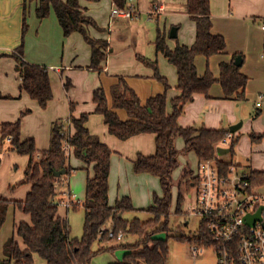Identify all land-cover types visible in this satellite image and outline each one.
<instances>
[{
    "label": "trees",
    "instance_id": "obj_1",
    "mask_svg": "<svg viewBox=\"0 0 264 264\" xmlns=\"http://www.w3.org/2000/svg\"><path fill=\"white\" fill-rule=\"evenodd\" d=\"M99 2L100 0H87ZM115 7L127 8L128 0H112ZM32 2L37 3L36 15L38 19H47L55 13L64 36L81 33L92 50L91 64L87 67L94 71H102V64L107 60L110 45L105 40H95L90 37V27L98 29L96 21L87 16L80 5V0H24V24L21 45L10 54H0V59L12 57L19 64L17 71L21 77V92H26L31 99L37 101L42 109H47L53 100L50 69L46 66L31 64L24 59V41L28 31V14ZM187 9L190 18L196 23V41L191 46L177 42L175 49L167 44V34L159 29L155 46L158 54L163 55L178 73L180 95L172 100L173 112L167 111V91L170 86L166 78L160 75L158 61L138 56L139 61L150 66L155 71V78L165 87V93L147 99L143 104L137 93L128 85L124 77L118 78V83L111 89L112 108L102 88L94 94L96 103L95 113L104 117L109 133L119 140L127 141L142 134L156 136V152L153 155H139L134 162V171L137 174H151L161 182L162 196L155 194L153 204L147 209L134 207L130 197L118 200L114 207L109 204V177L111 172V158L113 151L93 135L87 127L90 113L75 116V104L70 105L68 119H59L52 124L50 147L40 151L33 138H22L23 118L31 112L25 110L16 122L0 124L1 140L0 153L5 148V142L10 139L6 151H15L19 155L28 156L29 163L25 171L26 184L31 185L24 200H12L0 197V232L3 229L8 211L14 206L18 211L30 217V223L22 221L16 226V235L22 239L25 248L15 236L4 245L5 258L0 264H35V256H39L48 264H91L99 254L110 250L100 247L94 250V245L109 243L117 240L122 233L124 238L135 236L138 240L132 244H121L126 250L123 260L115 264H168L170 246L168 235L160 238L161 233H170V217L173 207V175L180 166L179 152L175 146L176 139L183 137L186 141V151H194L200 162L215 160L224 175L228 176L233 162H224L218 159L217 148L222 140L230 133L229 130H212L206 128H184L179 119L187 104L192 102L196 95L208 96L214 83L219 82L228 97L236 96L237 100H245V90L248 77L235 65V59L230 63L220 65V78L217 80L207 69L204 75H199L196 58L204 55L210 58L225 52L226 39L221 35L213 34L211 18V0H188ZM177 40V38H176ZM71 84L66 81L67 90ZM0 99L11 100L14 97L4 96ZM116 110H124L128 120H122ZM260 115V113H258ZM253 137H257L252 135ZM259 139L262 136L258 137ZM236 139L231 145V155L235 156ZM70 149H66V145ZM5 151V150H4ZM81 160L87 168L94 171L86 185V197L81 203L72 204L70 208L78 210L81 206L85 212L83 235L81 238L72 236V229L67 217L59 215V200H57L58 183L74 171L71 166V156ZM2 159L0 158V167ZM66 170V174L57 178L55 173ZM192 174L186 171V178ZM249 181L254 187L264 185V172L252 171ZM198 186L199 175L193 179ZM14 191L15 188H10ZM185 196L180 191L177 198V215L182 214ZM146 212L151 218L144 221L140 218L128 219V213ZM113 227L115 237H110L109 229ZM178 241H187L192 246L214 248L206 225L201 222L197 233L193 236H174Z\"/></svg>",
    "mask_w": 264,
    "mask_h": 264
},
{
    "label": "crops",
    "instance_id": "obj_2",
    "mask_svg": "<svg viewBox=\"0 0 264 264\" xmlns=\"http://www.w3.org/2000/svg\"><path fill=\"white\" fill-rule=\"evenodd\" d=\"M187 1L128 0L127 8L131 4L135 6V17L127 19L113 17L112 11L116 7L112 0H100L99 2L80 0V5L86 15L95 20L99 26L98 29L93 27L88 29L90 37L95 40H105L110 45L107 60L102 64V71L87 68L91 64L92 50L81 33L65 37L55 13L52 12L47 19L40 20L36 15L37 3L32 2L29 7L28 31L24 41V59L28 63L46 66L50 69L54 97L48 108L42 109L39 103L31 99L26 92H21L22 82L17 71L19 65L17 61L12 57L1 58L0 93L4 96L14 97V99H0V124L15 122L23 111L31 110L23 118L22 138H33L37 148L44 151L50 147L52 124L59 119L69 118L71 103L77 105L76 115L79 116L85 113V100L91 101L95 92L102 88L109 106L112 108L111 89L118 83L119 77L126 79L128 85L145 104L150 97L165 93V87L161 81L155 78L154 69L139 61L138 56L158 61L159 73L166 78L170 86L167 91V111L171 114L173 112L172 100L180 95V91L177 89L178 73L163 55L157 53L155 41L159 29H162L167 34V44L170 49H175L177 42L186 46L195 43L197 27L188 14ZM23 2L24 0H0L1 55L14 52L22 43ZM211 14L212 32L226 39L227 48L224 53L210 58L199 55L196 58L198 73L204 75L209 69L218 80L220 65L232 62L236 55L241 56L243 58L241 72L249 79L245 90L246 99L239 101L235 95L226 96L221 84L216 82L209 90L208 96L198 94L192 102L187 104L179 123L184 128L229 131L232 126L241 123L242 126L234 133L238 139L235 146L236 155L232 156L230 152L232 159L226 161L221 158L224 156L217 154L218 159L227 163L233 162L240 173L264 172V106L258 108L257 101L253 102L257 112L254 109L256 114H249L248 117L246 116L247 118L241 108V103L249 100L248 95L253 99L258 96L256 92L252 91L254 82L264 84V62L261 61L264 60V51L262 52L264 50V31L262 29L264 0H211ZM175 27L177 28V40L170 37V32ZM129 41H132V44H129ZM137 41L140 42L137 43ZM258 52L262 53L260 58L256 55ZM256 62L260 64L257 65ZM86 76H88V82H92L87 89L84 88L85 92L81 89ZM66 81L71 84L68 90L65 87ZM95 109L96 103L94 102L89 108L91 115L87 127L93 135L99 137L113 151L109 177L110 206L114 207L118 200L127 196L131 198L135 208H149L153 204V195L162 196L161 182L158 177L151 174L135 173L134 162L141 154L145 156L155 154L156 136L142 134L127 141L119 140L109 133L104 117L96 114ZM116 111L122 120H128L126 111ZM242 129L245 134H248L244 140L240 135ZM259 136L262 138L259 139ZM181 140L185 141L183 137L176 139V148L182 147ZM184 145H186V141ZM189 154L198 164L197 174L190 169L193 177H196L199 175L201 162L194 151H187V155ZM74 158L75 164L72 161ZM182 161H187V165H190L187 158L179 159V168L184 164ZM70 162L71 166L75 168L74 171L83 168L81 170L87 172V185L88 179L94 175L93 169L87 168L74 155L71 156ZM17 186L19 185L10 187ZM261 187L259 186V189ZM24 188L27 196L31 185L24 186ZM57 192L60 216H62L60 206L66 205L67 193L74 201H81L78 194L72 189V175L68 177V180L58 183ZM66 208L68 211L73 209L67 206ZM11 211L14 215L13 236L16 237V226L25 221L27 215L21 211L17 213L18 210L11 206L4 227L9 220ZM4 258V255H0V260Z\"/></svg>",
    "mask_w": 264,
    "mask_h": 264
},
{
    "label": "rangeland",
    "instance_id": "obj_3",
    "mask_svg": "<svg viewBox=\"0 0 264 264\" xmlns=\"http://www.w3.org/2000/svg\"><path fill=\"white\" fill-rule=\"evenodd\" d=\"M140 41H137L139 43ZM129 44H132V41L128 42ZM264 50H262L263 52ZM262 53L258 52L256 55L260 58V55ZM257 61V58H255ZM264 62V60H261ZM257 65H259V62H256ZM264 66V65H263ZM98 74V73H97ZM88 76L84 78L83 81V87L81 91H85L84 88L87 89V87L92 82H88ZM99 87H101V84H99ZM252 91L256 92L258 95L256 99H253L252 96L248 95L249 100L244 101L241 103V108L244 113V116L248 117L249 114H256V109L253 104L258 100V97L263 93L264 94V84L259 82H254L252 86ZM86 92V91H85ZM87 99V98H86ZM94 103V95L92 96L91 101L85 100V113H91L89 112L90 106H92ZM75 104V103H74ZM254 109L256 112H254ZM77 111V105L75 104V112L74 115H76ZM81 113V112H79ZM83 114V113H82ZM81 115V114H80ZM79 115V116H80ZM246 117V118H247ZM18 120V119H17ZM247 120V119H246ZM16 122V121H15ZM242 122V121H240ZM246 130V128H245ZM243 140L245 139V136L248 134H245L244 129H242L240 133ZM239 137V136H237ZM237 139V138H236ZM0 140H1V131H0ZM182 141V147H177V150L179 152V159L182 160L183 158H187L189 160V164L187 165V161L183 162L182 167H180L173 176V207H172V214L170 217V223H171V229L172 231L170 233H161L159 234L160 238L166 239L167 236H170L169 239V246H170V256H169V262L168 264H218L217 258L214 249L212 248H205L203 249V252H200L197 256H195L192 252V245L189 242L185 241H178L174 236L177 235H185L187 237L193 236L197 233L199 227H200V218L196 215H193L190 213L189 208L194 207L196 205V202L199 197V187L198 186H191L193 185V173L189 174L186 178L184 176L186 175V171L192 169L196 174L198 172L197 169V161L192 158V155H187L186 145H184L185 141ZM5 148L3 152L0 153V158L2 159V164L0 167V197L5 198H14L16 200H24L26 197L25 194V188L24 186L30 185L26 184V178H25V171L29 162L28 156H22L19 155L15 151H6L8 143L5 142ZM187 156V157H186ZM222 159L226 161H231L232 156L230 154L224 155V157H221ZM73 163L75 164V158L72 159ZM78 161V160H77ZM184 168V170H183ZM83 168L76 169V171H73L72 175V189L74 192L78 194V198L83 201L85 199V192H86V179H87V172L84 170H81ZM75 170V168H74ZM14 187L15 190L11 191L10 186H16ZM180 191L185 196V202L182 206V214L177 215L175 213L176 210V204H177V198L179 196ZM260 191L264 193V186L260 188ZM154 196V195H153ZM153 202V201H152ZM17 213H20L17 211ZM60 213L62 216H67L68 220L71 225L72 229V236L75 238H81L83 235V226H84V219H85V212L84 209L80 206L78 210L71 209L67 210L66 205L60 206ZM128 219H134V218H140L141 220H148L151 218V215L146 212H136V213H128L125 215ZM14 215L11 211L9 220L6 224V226L3 228V230L0 233V255H4V245L5 243L13 237L14 233ZM29 220V221H28ZM26 222H31L30 217L27 216ZM16 238L19 242H21L22 247L25 248L22 239L16 235ZM138 240L135 236H129L127 238H124L123 241L119 242L117 240L111 241L109 243H104L101 247L104 248H110V250L105 251L98 256H96L91 264H115L120 263L123 260L124 253L126 250L121 246V244H132L135 243ZM100 248V245L96 243L94 245V250H98ZM35 264H48L45 260L41 259L39 256H35Z\"/></svg>",
    "mask_w": 264,
    "mask_h": 264
},
{
    "label": "built area",
    "instance_id": "obj_4",
    "mask_svg": "<svg viewBox=\"0 0 264 264\" xmlns=\"http://www.w3.org/2000/svg\"><path fill=\"white\" fill-rule=\"evenodd\" d=\"M113 17L133 19L135 6L125 9L115 8ZM264 31V23L262 25ZM258 108L264 106L262 93L256 102ZM236 136L230 132L219 147L230 148ZM10 139H7V143ZM66 149H70L67 144ZM229 175L222 173L215 160L201 162L199 165V197L189 211L200 218V224L206 225L207 231L215 243L213 248L218 264H264V193L249 181V174L240 173L236 166H231ZM65 181V179H62ZM61 180V181H62ZM67 207L81 203L66 194ZM260 212V220L254 225L247 222V216ZM110 237H115L114 228L109 229ZM124 240V235H117V241ZM204 247L192 246L197 256Z\"/></svg>",
    "mask_w": 264,
    "mask_h": 264
},
{
    "label": "water",
    "instance_id": "obj_5",
    "mask_svg": "<svg viewBox=\"0 0 264 264\" xmlns=\"http://www.w3.org/2000/svg\"><path fill=\"white\" fill-rule=\"evenodd\" d=\"M170 37L171 38H176L177 37V28H172L171 32H170ZM243 64V58L241 56L237 57L236 60H235V65L236 66H239L241 67ZM241 123L237 124V125H234L230 128V131L232 133H235L240 127H241ZM231 152V148H225V147H219L217 149V154L219 156H224V155H227ZM66 174V170H62L60 172H57L55 173V176L57 178H61L62 176H64ZM260 212H258L256 215H249L247 216V222L250 224V225H254V222L259 219L260 220Z\"/></svg>",
    "mask_w": 264,
    "mask_h": 264
}]
</instances>
